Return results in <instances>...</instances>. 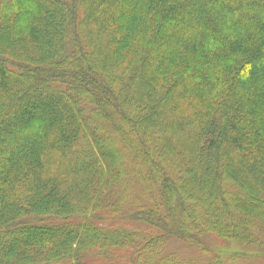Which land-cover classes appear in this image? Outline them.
I'll list each match as a JSON object with an SVG mask.
<instances>
[{"label":"trees","instance_id":"16d2710c","mask_svg":"<svg viewBox=\"0 0 264 264\" xmlns=\"http://www.w3.org/2000/svg\"><path fill=\"white\" fill-rule=\"evenodd\" d=\"M206 228L235 249L166 247ZM263 233L264 0H0V264H252Z\"/></svg>","mask_w":264,"mask_h":264},{"label":"rangeland","instance_id":"374dc122","mask_svg":"<svg viewBox=\"0 0 264 264\" xmlns=\"http://www.w3.org/2000/svg\"><path fill=\"white\" fill-rule=\"evenodd\" d=\"M123 202H125L124 198H122L121 203H123ZM202 208L204 209V206H199L197 208V212H200L202 210ZM48 209L49 210H47V212H48L47 214L49 216L42 217L43 221L45 220L46 223H51L52 225L61 226L62 228L66 227V226H63L59 217H58V220L51 217L52 216L51 215L52 207L50 206ZM27 220L28 221L32 220L33 222H37L40 220V217L37 218V216L35 215V218H29ZM188 220H191V217H189ZM135 226H137L136 223H135ZM141 231L143 234H146V233L148 234V233H150V231H152V228H150L148 226L143 227V229H142V227H140V228L136 227L135 232H138L136 234V237H138V238L144 237L145 238L147 236V235H145V236L140 235ZM208 231L209 230L207 228L204 229V231H202L200 234H195V231H192V233L186 239L177 237L184 242L174 241V240L170 241L169 240L166 242V247L167 248L171 247L170 250H172V249L176 250L175 252H177V249H178V252L176 254L179 255L180 257L184 258V259H189V258L193 259L194 258V260H195V258H197V256H198L200 258H205L208 261L210 260V262H212V260L214 261V258H212V251H214V249H215L213 246H214V242L216 240H221V241L224 240L225 242H229V244H228V245H230L229 248H234L233 244H236L237 240L231 238L230 235L226 239H224L225 237L219 238L215 235L209 234ZM196 237L198 239H196ZM170 238H175V236L174 237L172 236ZM100 239H101V237L97 236L96 243H95L96 246L98 243H100L99 242ZM80 240L81 241L83 240L82 237L80 238ZM80 240H79V243H80ZM138 240H143V239L139 238ZM238 242H240V241L238 240ZM247 242H249V241H247ZM250 242H251L250 245L253 247H263L264 246V233L261 234L260 237L255 238V239L251 240ZM163 246H165V244H163ZM88 247H90V246H88ZM209 256H211V258H208ZM198 262H201V261H198ZM252 262H251L252 264H264V259L261 256H259V257H257V259H255V261H252ZM247 263H249V262H247V260L242 261L240 259H229L225 262V264H247Z\"/></svg>","mask_w":264,"mask_h":264}]
</instances>
